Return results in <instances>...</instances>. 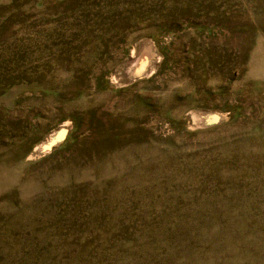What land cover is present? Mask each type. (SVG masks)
Instances as JSON below:
<instances>
[{
    "label": "rangeland",
    "instance_id": "obj_1",
    "mask_svg": "<svg viewBox=\"0 0 264 264\" xmlns=\"http://www.w3.org/2000/svg\"><path fill=\"white\" fill-rule=\"evenodd\" d=\"M0 264H264V0H0Z\"/></svg>",
    "mask_w": 264,
    "mask_h": 264
}]
</instances>
